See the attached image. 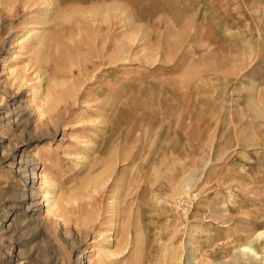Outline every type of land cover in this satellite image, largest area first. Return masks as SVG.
<instances>
[{"label": "rangeland", "instance_id": "1", "mask_svg": "<svg viewBox=\"0 0 264 264\" xmlns=\"http://www.w3.org/2000/svg\"><path fill=\"white\" fill-rule=\"evenodd\" d=\"M0 264H264V0H0Z\"/></svg>", "mask_w": 264, "mask_h": 264}, {"label": "bare ground", "instance_id": "2", "mask_svg": "<svg viewBox=\"0 0 264 264\" xmlns=\"http://www.w3.org/2000/svg\"><path fill=\"white\" fill-rule=\"evenodd\" d=\"M25 69L23 70V73H24ZM27 71V70H26ZM22 73V72H21ZM36 168V166L33 165V168L31 170V179L33 180L34 179V169ZM46 177V174L43 175V178L44 179ZM45 196L47 197V193H45ZM26 200H30L31 203L34 202V196L33 194L31 193V195H22L20 198H19V203L22 205L26 202ZM49 205V204H48ZM48 212H51L52 211V208L49 207L48 209ZM39 212L40 211V208L36 209V210H33V212ZM99 252L102 253L103 252V249L102 248H99ZM104 254V252L102 253ZM102 256V255H101ZM106 257V256H105Z\"/></svg>", "mask_w": 264, "mask_h": 264}]
</instances>
